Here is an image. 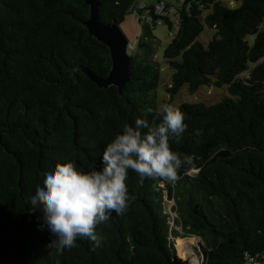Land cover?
<instances>
[{
  "label": "trees",
  "instance_id": "trees-1",
  "mask_svg": "<svg viewBox=\"0 0 264 264\" xmlns=\"http://www.w3.org/2000/svg\"><path fill=\"white\" fill-rule=\"evenodd\" d=\"M95 1L103 23L120 25L145 4L136 19L145 35L129 53L122 94L83 72L106 78L112 68L108 47L84 24L85 0H0V264H188L177 254L180 238L197 239L201 264H246V254H263L264 0H237L236 9L218 0H166L161 14L157 0ZM150 25L176 30L163 54L173 70L172 99L184 85L191 94L226 87L229 95L178 107L188 128L170 145L193 164L177 182L141 183L129 170L135 199L124 215L97 225L101 243L78 239L58 252L27 198L46 167L66 158L100 167L125 123L149 108V120L158 121L161 67L147 42ZM207 28L214 31L208 44L200 39Z\"/></svg>",
  "mask_w": 264,
  "mask_h": 264
},
{
  "label": "clouds",
  "instance_id": "clouds-1",
  "mask_svg": "<svg viewBox=\"0 0 264 264\" xmlns=\"http://www.w3.org/2000/svg\"><path fill=\"white\" fill-rule=\"evenodd\" d=\"M152 111L142 110L133 123L122 126L105 145L100 167L80 168L66 158L44 169L42 182L27 199L34 211L41 212V224L54 237L49 248L62 253L83 238L99 245L97 225L108 222L113 213L124 215L135 199L126 183L129 170L141 183L146 178L175 183L179 171L192 166L191 156H181L170 145V140L179 143L188 128L185 114L165 103L157 109L158 121H150Z\"/></svg>",
  "mask_w": 264,
  "mask_h": 264
},
{
  "label": "rangeland",
  "instance_id": "rangeland-1",
  "mask_svg": "<svg viewBox=\"0 0 264 264\" xmlns=\"http://www.w3.org/2000/svg\"><path fill=\"white\" fill-rule=\"evenodd\" d=\"M222 2L225 6L236 9L240 7L241 2L237 0H218ZM151 29V37L147 39L148 44L155 51V61L160 64L161 67V80L158 88V101L159 104L170 103L179 107L183 103L192 104L203 102L206 105H214L218 103L222 96L229 95L227 88H208L202 87L196 93L191 94L188 91V85H184L179 93L172 99L170 94L167 92V87L172 83L173 70L165 63L163 54L168 45L172 42L173 36L176 33V30L170 31L167 25H157L149 26ZM121 28L125 32L126 36L133 45V49H130V54L135 55L139 50L138 40L140 37L144 38V28L139 25L135 17L130 14L128 15L123 23ZM214 36V31L211 29L205 30L204 34L200 39H203L206 44H208ZM255 37L249 36L248 40L253 44ZM154 57V56H153ZM197 244V239L195 238H180L176 241V248L178 256L183 260L192 264L194 258H197L195 247ZM196 262V261H195ZM196 264V263H195Z\"/></svg>",
  "mask_w": 264,
  "mask_h": 264
},
{
  "label": "water",
  "instance_id": "water-1",
  "mask_svg": "<svg viewBox=\"0 0 264 264\" xmlns=\"http://www.w3.org/2000/svg\"><path fill=\"white\" fill-rule=\"evenodd\" d=\"M90 6L89 19L84 23L91 36L108 47L112 60V68L106 78H101L88 69L83 72L99 88L117 87L122 94L131 80L130 62L131 42L117 22L103 23L98 14V3L95 0H85Z\"/></svg>",
  "mask_w": 264,
  "mask_h": 264
},
{
  "label": "built area",
  "instance_id": "built-area-1",
  "mask_svg": "<svg viewBox=\"0 0 264 264\" xmlns=\"http://www.w3.org/2000/svg\"><path fill=\"white\" fill-rule=\"evenodd\" d=\"M182 2L184 0H181ZM145 8V4L140 5L137 9V11L134 12V17L135 19H142V15L138 14L139 11L143 10ZM166 8V0H157L156 4L154 5L155 13L156 14H161L165 11ZM146 16L147 19L149 20V17L147 16L146 13H144L143 17ZM263 29H264V23H263ZM131 49H133V45L131 44ZM130 50V49H129ZM244 76H240L239 78H243ZM194 260L196 261V264H201L199 261L198 257ZM245 262L246 264H264V253L261 255H252V254H246L245 256ZM189 264V263H188ZM192 264H195L192 262Z\"/></svg>",
  "mask_w": 264,
  "mask_h": 264
},
{
  "label": "bare ground",
  "instance_id": "bare-ground-1",
  "mask_svg": "<svg viewBox=\"0 0 264 264\" xmlns=\"http://www.w3.org/2000/svg\"><path fill=\"white\" fill-rule=\"evenodd\" d=\"M194 263H196L195 261H193Z\"/></svg>",
  "mask_w": 264,
  "mask_h": 264
}]
</instances>
